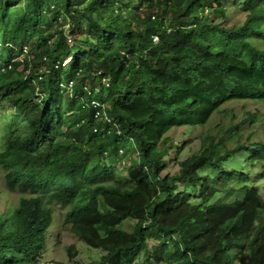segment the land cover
<instances>
[{
	"label": "trees",
	"instance_id": "trees-1",
	"mask_svg": "<svg viewBox=\"0 0 264 264\" xmlns=\"http://www.w3.org/2000/svg\"><path fill=\"white\" fill-rule=\"evenodd\" d=\"M154 1L0 0V264H44L52 204L94 264H264V111L165 137L264 108V0Z\"/></svg>",
	"mask_w": 264,
	"mask_h": 264
},
{
	"label": "rangeland",
	"instance_id": "rangeland-1",
	"mask_svg": "<svg viewBox=\"0 0 264 264\" xmlns=\"http://www.w3.org/2000/svg\"><path fill=\"white\" fill-rule=\"evenodd\" d=\"M151 4H154V0H150ZM66 59L64 63L67 61ZM21 68V67H20ZM19 68V69H20ZM106 85V84H105ZM225 112L223 114H214L207 126H179L172 128L169 132L165 134L167 141L173 142L177 147L181 148L180 157H185L195 151L200 147V136L204 134V131L207 128L215 126L219 122H227L230 115H236L242 113L244 109H249L250 111H255L256 108L260 112L264 111L262 103L254 101H233L228 102L223 105ZM11 107L8 102L5 100L0 101V136L2 132L6 129L4 122L7 121L10 116ZM216 127V126H215ZM260 139L263 140V135H260ZM1 146V144H0ZM170 172H173L176 167L170 166ZM258 175L254 177V181L258 186V189L261 191L264 196V161L258 171ZM0 174L2 172L0 171ZM4 201V196H1V203ZM66 211L65 207H61L58 204H52V215L53 221L51 226L48 229L47 233V247L43 252L42 261L44 264H58L63 262L64 264H94L98 260L99 256L102 253L101 248H92L87 246L81 238L77 237L75 234L67 230L66 226L63 225V215ZM74 245L75 248L71 251L72 255L68 254L67 247L69 245ZM141 258L136 264H140Z\"/></svg>",
	"mask_w": 264,
	"mask_h": 264
},
{
	"label": "built area",
	"instance_id": "built-area-1",
	"mask_svg": "<svg viewBox=\"0 0 264 264\" xmlns=\"http://www.w3.org/2000/svg\"><path fill=\"white\" fill-rule=\"evenodd\" d=\"M155 39H157V36H155ZM103 81H106V80H103ZM91 104L93 105V106H100V107H102V104L99 102V101H96V100H92L91 101Z\"/></svg>",
	"mask_w": 264,
	"mask_h": 264
}]
</instances>
